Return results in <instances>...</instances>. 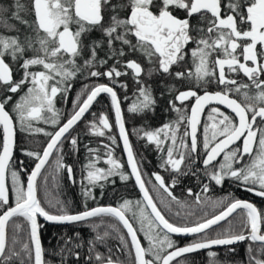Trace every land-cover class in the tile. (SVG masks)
Returning a JSON list of instances; mask_svg holds the SVG:
<instances>
[{
	"label": "snow or ice",
	"instance_id": "snow-or-ice-1",
	"mask_svg": "<svg viewBox=\"0 0 264 264\" xmlns=\"http://www.w3.org/2000/svg\"><path fill=\"white\" fill-rule=\"evenodd\" d=\"M0 28V264H53L45 259L39 218L73 226V234L56 236L48 252L58 258L57 264H80L81 248H86L87 264H194L188 254L244 241H249L247 264H264V210L236 197L227 203L202 201L199 193L194 207L173 193L180 177L202 171L215 185L230 179L264 198V0H30L27 8L13 0L0 5ZM92 33L100 35L92 38ZM81 76L93 82L82 86L64 116L57 98L67 100L73 81ZM101 95L108 97L114 112L130 171L114 155L117 136L111 134L114 125L108 114L90 111ZM161 100L163 110L175 113V119L134 131L145 146H153L158 167L172 174L168 183L153 172L152 187L161 193L163 209L171 212L173 204L178 206V220L166 218L150 193L121 107L130 101L127 112L145 116L155 114ZM86 114L92 119L85 121L84 135L110 143L101 141L103 155L101 148L84 145L87 163L77 180L73 166L64 163V144L71 154L79 152V134L71 133ZM39 123L54 130L34 127ZM17 124L21 132L48 138L40 152L23 150L34 160L26 184L12 167ZM54 153L57 172L66 171L71 184L80 185L79 211L69 210L70 201L38 197V179ZM101 162L106 167L98 166ZM114 177L125 183L134 179L142 198L89 207L88 201L97 199L94 189L103 196L105 186L116 183ZM187 191L193 196L191 188ZM202 191H209V183ZM76 225L94 235L85 239ZM217 225L220 230L212 235L209 230ZM173 236L193 239L179 246ZM109 239L119 241L116 251L126 261L114 256L111 247L107 255L99 250ZM207 256L209 264H222L217 252L208 251Z\"/></svg>",
	"mask_w": 264,
	"mask_h": 264
},
{
	"label": "trees",
	"instance_id": "trees-1",
	"mask_svg": "<svg viewBox=\"0 0 264 264\" xmlns=\"http://www.w3.org/2000/svg\"><path fill=\"white\" fill-rule=\"evenodd\" d=\"M103 55V53H101ZM101 82H107L104 80H101ZM129 87V95H131L133 91V87L131 82ZM80 88H77L72 95V98L70 100H59L56 103V107L61 110V112L66 116L68 113L72 110V103L75 99V96L78 92H80ZM159 89L155 91V94L158 96L159 99ZM118 92L123 100V96L121 93V90L118 89ZM130 101H123L122 103V109L124 110V118L126 121V126L129 131V137L130 141L132 143L134 151L137 153V159L142 161V171L144 174V179L147 182V187L150 190V193L153 195L154 199L158 203V206L162 207V205H159V200L161 193H157L152 185L154 183V177H152L153 172H160L162 176L165 177L166 182L170 183V176L172 175L169 172H164L162 169L158 167L159 164V158L158 154L154 151L152 145L145 146V141L140 139L136 134V129L144 128V129H155L159 127L163 122L168 121L167 114L163 110L164 102L161 100L158 104L155 114H146L145 116H138L133 115L131 113L127 112V107L129 105ZM91 112H104L107 113L110 119V122H115L114 113L111 110L110 102L108 97L102 95L99 97L98 102L94 103L91 110ZM92 119V117L88 114H86L84 121H81L76 128L72 131L71 135H77L79 134V152L75 155L71 154L70 147L67 142L64 144V163L65 164H71L74 169V175L79 180L81 176V169L84 164L87 163V152L84 147L85 144H88L90 147L94 148H101V155H103L104 149L101 146V141L103 143H110L106 138H100V137H93V136H85L84 135V125L85 121ZM63 122V119H62ZM34 127H40L44 128L47 131H53L54 129L50 125H46L43 123H39L34 125ZM112 135L117 136V143L118 146H115V153L117 159L120 160L121 163L125 165V170L129 171L127 167V163L125 161V158L123 156L122 147L120 143V139L118 136V131L115 128V125L113 127ZM47 137H45L42 133H27V132H21L19 130V125L17 124V147L15 150L14 158H13V164L12 167L19 171L21 173V179L25 182L27 181V175L30 173L31 169L34 166V160L33 158L27 157L24 154L23 150H32V151H42V148L46 145ZM0 141H2V130H0ZM200 151L202 152L203 149L200 148ZM55 156L54 153L53 157L50 159L49 165H46L45 170L42 173L41 178L38 179V184L40 185V189L38 191V197L45 201L47 198L56 199L59 198L64 201H70V211H79L82 209V196L80 194V185L79 183L73 185L69 181L67 177L66 171H60L57 172L55 168ZM101 167H106L102 162L100 165ZM197 167L202 168L203 166L201 163L197 164ZM199 178V179H198ZM116 183L115 184H107L105 188L103 189L104 195L101 196L100 192L101 190L99 188L94 189L95 195L97 199L95 201L89 200L88 205L89 207H94L97 205H116L118 202H122V199H130V200H137L141 199L140 193L134 183L133 180L128 181L127 183L121 182L118 177H114ZM180 183L173 189L174 195L182 202H186L189 205H194V198L195 194L199 193L201 196V200L211 199V200H220L224 199L225 203H227V200L230 197H242L245 195V192L241 190L240 187L237 186V183L230 180H225L222 186L215 185L214 182H209L207 177L203 175V172H198L196 176H184L180 177ZM204 183H209V191L207 193H204L202 191V185ZM8 186L10 188L11 186V178L10 175L8 176ZM191 188L193 192V196L188 195V189ZM166 195V194H164ZM14 201L10 200V204H12ZM258 206L261 210H264V199H258L257 201ZM178 210V206L173 204L172 211L169 212L167 209H163L164 214L166 215V218H169L170 220H178L177 217H175L174 213ZM181 211H183L181 209ZM208 211L211 213L214 210L209 208ZM218 211V209L216 210ZM234 216L236 214H233ZM108 218H105V222H107ZM232 218L230 217L229 220ZM99 222V221H97ZM42 228H41V239L42 244L44 248L46 249L45 252V259L46 260H52L53 264H57V257L49 256L48 252L52 250V247L56 244V236L61 234L62 232H67L68 235L73 234V226L70 225H58L51 222H45L43 220L40 221ZM221 225L227 226V221H224L221 223ZM138 227V225H137ZM215 231L209 230L212 235H215L216 231L220 230V225H217L214 227ZM75 230L81 231L82 236L85 239L90 238L92 235H94L90 228L86 226L76 225ZM264 232V229L263 231ZM21 235L24 236L25 241H27V235L25 233H22ZM141 235L142 243L147 244V241L143 240V236ZM8 236H9V242H11V239L13 238L12 228L11 225L8 227ZM19 237H17L18 239ZM173 239L177 241V244L180 245L182 243H186L187 241H191L192 237H177L173 236ZM249 241L240 242L233 246H220L215 247L212 249H207L204 251H199V253H195L193 255H187V258L189 261H194V264H209L210 258L207 256L208 251H215L218 253L217 260L221 261L222 264H247V246ZM107 247H111L113 249L114 256H118L122 261H126L128 258L122 253L116 251L120 247V243L116 239H109L107 246H100L99 250L101 252H104L105 255H107ZM228 247H234L235 253H229L227 251ZM81 253V261L80 264H87L86 261V248L80 249ZM178 259H184V257L178 258ZM14 264H18V261H15ZM173 264H176V261L173 262Z\"/></svg>",
	"mask_w": 264,
	"mask_h": 264
},
{
	"label": "flooded vegetation",
	"instance_id": "flooded-vegetation-1",
	"mask_svg": "<svg viewBox=\"0 0 264 264\" xmlns=\"http://www.w3.org/2000/svg\"><path fill=\"white\" fill-rule=\"evenodd\" d=\"M13 3V0H0V5H11ZM21 4L22 5H24L26 8L30 5V0H21ZM22 15H25L26 17H27V13H25V12H22L21 13ZM27 18H30V17H27ZM0 31H3V29L2 28H0ZM92 35V38H98L99 37V33H92L91 34ZM192 47V45H189V48H191ZM123 79V78H122ZM155 79V78H154ZM93 81H91V80H88V79H85L83 76H81V77H78L76 80H74L73 81V89H72V92L71 93H69V95H68V99H67V101L68 100H70V98H72V95L74 94V92H75V90L77 89V88H80V90H81V88H82V86L83 85H85V84H91ZM210 91H212V90H215V85H213L212 86V88L211 89H209ZM159 92V91H158ZM121 93H122V96H124V93H123V91L121 90ZM155 94V93H154ZM156 95V94H155ZM102 96V95H101ZM129 96H131V95H129ZM157 96V95H156ZM158 97V96H157ZM167 98H169V97H167V94L165 95V99H167ZM99 99V98H98ZM60 100V98L58 97L57 98V101H56V103L58 102ZM64 101H66V100H64ZM125 102H127V101H125ZM191 102H189V104H190ZM221 107V110L222 111H225V112H228L229 110H227V109H225L223 106H220ZM207 111H208V109L206 108L205 109V116H203L201 119H202V122L204 121V120H206V113H207ZM166 114H167V118H168V120H171V119H175V113H173V112H171V111H168V112H166ZM127 127V126H126ZM198 137H199V139L202 141V127H201V130H200V132H198ZM200 148H202V143H201V146H200ZM201 165H202V163H201ZM227 180H230V179H227ZM230 181H232V180H230ZM241 188V190L243 191V192H245V195L244 196H242V197H239L240 199H248V200H251L252 202H254V204L258 207V208H260L259 206H258V203H257V201H258V199H264V198H260V197H257V196H255V195H253L252 193H250V192H247L244 188H242V187H240ZM39 220L41 221V220H43V219H41V218H39ZM224 222V221H223ZM263 229H264V226H262V231H263ZM190 241H187L186 243H182V244H180V245H183V244H187V243H189ZM179 245V246H180ZM197 253H199V252H197ZM193 254H195V253H193ZM193 254H188V255H193Z\"/></svg>",
	"mask_w": 264,
	"mask_h": 264
},
{
	"label": "water",
	"instance_id": "water-1",
	"mask_svg": "<svg viewBox=\"0 0 264 264\" xmlns=\"http://www.w3.org/2000/svg\"><path fill=\"white\" fill-rule=\"evenodd\" d=\"M122 107V106H121ZM114 113V112H113ZM114 118H115V115H114ZM118 131V130H117ZM129 139H130V137H129ZM16 140H17V135H16ZM120 143H121V147H122V152H123V156H124V158H125V161H127V156H126V153L123 151V144H122V141H120ZM15 154V153H14ZM127 163V162H126ZM34 167V166H33ZM129 171H130V169H129ZM133 181H134V179H133ZM135 183V182H134ZM6 184L8 185V177H7V179H6ZM137 187V186H136ZM137 189H138V187H137ZM138 191H139V189H138ZM253 194V193H252ZM254 195V194H253ZM140 196H141V198H142V194H140ZM243 200H247V201H249V202H252L251 200H248V199H243ZM252 203H254V202H252ZM100 206H107V205H100ZM113 206H115V205H113ZM42 219V218H41ZM39 222H40V220H39ZM223 222V221H222ZM221 222V223H222ZM215 227V226H214ZM7 232H8V229H7ZM42 240V239H41ZM185 244H183V245H180V246H184ZM215 247H220V246H214L213 248H215ZM207 250V249H206ZM201 251H204V250H201Z\"/></svg>",
	"mask_w": 264,
	"mask_h": 264
}]
</instances>
